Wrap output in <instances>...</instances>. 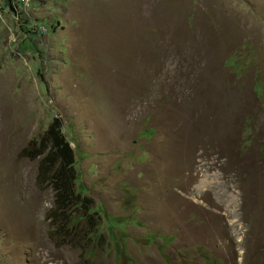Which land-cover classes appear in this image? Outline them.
<instances>
[{"label":"rangeland","instance_id":"1","mask_svg":"<svg viewBox=\"0 0 264 264\" xmlns=\"http://www.w3.org/2000/svg\"><path fill=\"white\" fill-rule=\"evenodd\" d=\"M3 2L0 264H264V0ZM55 118L91 219L26 152Z\"/></svg>","mask_w":264,"mask_h":264},{"label":"trees","instance_id":"2","mask_svg":"<svg viewBox=\"0 0 264 264\" xmlns=\"http://www.w3.org/2000/svg\"><path fill=\"white\" fill-rule=\"evenodd\" d=\"M61 127L63 125L59 119L55 118L45 134L39 138L36 144L32 143L31 148H26V152L32 159L38 160L40 181L52 185L56 192V207L63 210L58 211L54 208L51 218L68 219L65 217L66 212L71 218L76 214L75 210H78L83 212L84 217L91 219L93 216L84 211L88 203L89 205L92 203V200L84 194H80L84 189L75 167L74 150L70 141L62 133ZM76 186L78 192H76ZM71 205H73L74 212L70 210Z\"/></svg>","mask_w":264,"mask_h":264},{"label":"built area","instance_id":"3","mask_svg":"<svg viewBox=\"0 0 264 264\" xmlns=\"http://www.w3.org/2000/svg\"><path fill=\"white\" fill-rule=\"evenodd\" d=\"M33 3H34V0H4V2H3V4H7L11 9H16V10H18L20 8H23V9L30 8L31 4H33ZM16 14H17L16 18L21 19L20 17L22 15H20L18 13H16ZM38 31H39V33L42 34L43 32L47 31V28L39 25Z\"/></svg>","mask_w":264,"mask_h":264},{"label":"bare ground","instance_id":"4","mask_svg":"<svg viewBox=\"0 0 264 264\" xmlns=\"http://www.w3.org/2000/svg\"><path fill=\"white\" fill-rule=\"evenodd\" d=\"M147 2V1H146ZM150 6V5H149ZM152 12H154V9H153V11ZM201 45V44H200ZM201 47V46H200ZM207 185V182L206 181H202V182H200L199 183V185H198V188L199 189H201V188H205V186ZM234 194V193H233ZM241 206V205H240ZM242 206H243V204H242ZM233 223V222H232ZM234 227V226H233Z\"/></svg>","mask_w":264,"mask_h":264}]
</instances>
